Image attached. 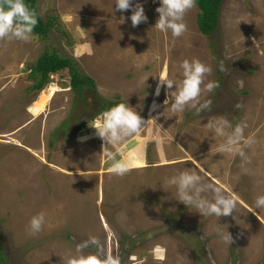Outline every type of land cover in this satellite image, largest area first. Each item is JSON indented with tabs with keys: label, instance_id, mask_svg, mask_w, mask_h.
Here are the masks:
<instances>
[{
	"label": "rangeland",
	"instance_id": "374dc122",
	"mask_svg": "<svg viewBox=\"0 0 264 264\" xmlns=\"http://www.w3.org/2000/svg\"><path fill=\"white\" fill-rule=\"evenodd\" d=\"M132 3L142 4L148 17L137 27L132 10L118 11L116 0H37L42 19L53 16L49 33L31 42L0 41L4 261L63 264L62 257L75 256L78 244L96 236L103 255L118 253L121 264H264V209L255 207L264 195V0H222L211 35L197 27L196 6L186 14L188 31L179 38L154 28L160 0ZM44 51L71 57L95 88L78 97L63 68L33 91L29 68ZM193 59L212 68L205 83L219 82L201 96V102L212 101L211 110L173 113L166 86L155 94L159 76L179 84L182 62ZM222 60L226 72L220 71ZM103 101H121L155 120L139 135L105 146L89 127L110 109L96 110ZM154 103L159 107L153 111ZM218 118L232 128L246 121L244 136L256 141L244 149L250 163L242 167L238 155L218 153L225 138H214L205 126ZM109 152L117 160H133L135 167L123 178L109 173ZM186 170L237 196L236 212L204 217L180 202L166 181ZM204 196L212 201L214 193ZM40 212L46 223L31 236L26 229ZM227 231L232 244L218 235ZM97 252L94 246L84 250Z\"/></svg>",
	"mask_w": 264,
	"mask_h": 264
},
{
	"label": "clouds",
	"instance_id": "9594fccd",
	"mask_svg": "<svg viewBox=\"0 0 264 264\" xmlns=\"http://www.w3.org/2000/svg\"><path fill=\"white\" fill-rule=\"evenodd\" d=\"M160 5L156 8L159 18L154 28L161 32H170L173 38L183 36L188 31L185 16L196 7V0H160ZM116 9L118 11L132 10L130 18L133 27H137L148 20L143 5L140 3L133 5L132 0H116ZM41 14L35 8L29 7L24 0H0V41L5 39L12 41L15 39L31 42L33 39H38L33 33L38 24V17ZM219 67L221 72L227 71L223 60L220 62ZM181 68L183 70V80L177 84L173 79L168 78L166 74H162L159 76L155 94L159 96L161 87L166 86L168 95L171 94L173 97L171 105L173 113H183L186 108L195 109L197 115L204 110L210 111L212 101L205 100L201 102V96L203 93H211L219 87L218 81L205 83L206 78L212 73V68L199 59L184 60ZM174 85L176 86L175 91L172 90ZM167 102L168 100H165V105H167ZM158 107L159 105L154 103L152 110L154 111ZM235 107L241 108L242 104L237 103ZM153 120L155 118L145 120L128 104L119 103L99 114L89 123V127L95 129L96 135L104 141L105 146L111 145L115 147L128 138L139 135L143 129L151 126ZM205 126L214 134V138H225V142L218 148V153L231 156L238 155L242 160V167L244 164L251 162L244 149L251 147L256 141L252 136L245 138L246 121H241L232 128L231 123L227 119L218 118L209 120ZM230 128L232 130L228 132L227 130ZM107 155L113 160L108 169L111 174L123 178L135 167L131 159L117 160L110 152ZM194 162L196 161L194 160ZM197 167H199L198 164ZM166 183L168 186H174L177 189V199L180 202L188 208H195L204 217L216 216L219 218L230 216L237 210L239 202L237 196L226 195L222 186L214 187L213 184L205 182L196 171H182L178 175L172 176ZM208 191L214 193L212 201L204 196V193ZM255 207L256 209H264V195L256 198ZM261 222L264 223V221ZM45 223L46 213L40 212L31 218L26 230L29 235L35 236L43 230ZM218 235L227 244L234 242L232 235L228 231L227 233L219 232ZM90 246H94L98 250L97 254H84V250ZM75 252V256L62 257L63 264H121L118 253L114 255L109 251L106 255H103V244L96 236H89L87 240L78 244Z\"/></svg>",
	"mask_w": 264,
	"mask_h": 264
},
{
	"label": "trees",
	"instance_id": "16d2710c",
	"mask_svg": "<svg viewBox=\"0 0 264 264\" xmlns=\"http://www.w3.org/2000/svg\"><path fill=\"white\" fill-rule=\"evenodd\" d=\"M24 2L31 8H35L38 13L37 0H24ZM222 0H196V6L200 12L197 14V27L200 32L205 35H211L218 24L219 10ZM53 22V16L50 15L47 20H43L41 15L38 17V24L34 29L33 35L45 37ZM63 68H67L69 74L70 89L78 97L83 96L84 90L95 88L94 80L81 72L74 60L69 56L58 54L56 51H44L36 60L30 65L29 76L35 79V83L31 86L34 91H40L43 86L49 81V75ZM104 102V101H103ZM101 102L98 104L96 110H103L105 108H112L121 103L115 102ZM0 264H7L3 259L2 249L0 247Z\"/></svg>",
	"mask_w": 264,
	"mask_h": 264
},
{
	"label": "bare ground",
	"instance_id": "6f19581e",
	"mask_svg": "<svg viewBox=\"0 0 264 264\" xmlns=\"http://www.w3.org/2000/svg\"><path fill=\"white\" fill-rule=\"evenodd\" d=\"M155 250H156V247H155Z\"/></svg>",
	"mask_w": 264,
	"mask_h": 264
}]
</instances>
